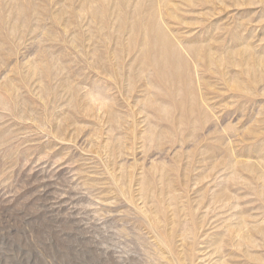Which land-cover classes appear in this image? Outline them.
<instances>
[{"label": "rangeland", "instance_id": "obj_1", "mask_svg": "<svg viewBox=\"0 0 264 264\" xmlns=\"http://www.w3.org/2000/svg\"><path fill=\"white\" fill-rule=\"evenodd\" d=\"M0 264H264V0H0Z\"/></svg>", "mask_w": 264, "mask_h": 264}]
</instances>
